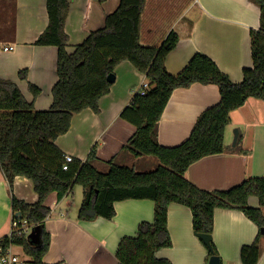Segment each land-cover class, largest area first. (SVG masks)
<instances>
[{"label": "trees", "instance_id": "16d2710c", "mask_svg": "<svg viewBox=\"0 0 264 264\" xmlns=\"http://www.w3.org/2000/svg\"><path fill=\"white\" fill-rule=\"evenodd\" d=\"M191 2L120 0L115 11L106 15L104 26L90 32L68 52L64 32L68 0H46L48 25L34 45L57 48V82L51 90V106L35 109L15 83L0 80V170L10 185L16 176L32 182L36 202L26 203L12 196L11 212L19 214L32 229L39 226L41 241L32 245L24 234L11 239L6 236L0 240L1 249L21 246L30 258L24 264H43L42 258L49 248L44 221L51 211L45 200L52 192L60 199L73 186L80 185L84 198L78 220H110L118 201L149 199L154 203L153 222L140 223L134 237L120 240L115 253L118 264H171L168 259L155 256L171 246L167 230L171 203L191 211L193 232L201 242V234L212 237L215 209L242 212L259 231L252 244L241 248V263L257 264L259 239L264 235V175L248 178L226 190L206 191L189 182L185 172L201 158L227 150L224 133L231 111L249 98H264V0H250L260 11L259 27L250 30L252 67L242 70L239 83H233L213 60L199 52L178 74L166 70L165 59L179 42V35L170 26ZM124 61L144 74L146 85L131 96L120 113L121 119L135 127L123 149L135 157H156L160 166L153 171L137 172L111 160L108 170L100 172L93 165L96 153L92 148L84 162L74 159L64 171V154L54 141L68 132L73 115L85 109L99 113V100L109 93L113 83L107 77ZM19 76L25 79L26 71H20ZM196 83L217 86L219 103L198 115L184 142L174 147L161 146L157 126L172 92ZM28 88L33 97L39 95L35 85L29 84ZM143 90L145 93L141 94ZM252 196L258 199L259 207L249 206ZM205 246L208 258L218 257L212 239Z\"/></svg>", "mask_w": 264, "mask_h": 264}, {"label": "crops", "instance_id": "0c3cea01", "mask_svg": "<svg viewBox=\"0 0 264 264\" xmlns=\"http://www.w3.org/2000/svg\"><path fill=\"white\" fill-rule=\"evenodd\" d=\"M119 1L68 0L64 25L68 37L66 50L72 52L90 32L102 28L106 15L115 11ZM259 19V8L250 0H192L170 26L179 35V42L165 59L166 70L178 74L199 52L213 60L233 83H239L242 70L252 67L250 30L258 29ZM47 25L46 0H0V80L15 83L37 110L51 106V90L57 82V48L34 45ZM5 47L12 50L5 51ZM23 70L25 79L19 76ZM114 76L109 93L99 100V113L85 109L73 115L68 132L54 141L63 154L81 163L94 148L93 165L97 170L101 167L107 171L111 160L123 165L116 161L125 151L123 146L135 127L121 119L120 113L131 96L146 85L144 74L127 61L117 65ZM29 84L40 90L37 97L29 91ZM219 100L215 85L196 83L175 89L157 126L158 143L174 147L184 142L198 115ZM235 130L237 137L233 145ZM224 144L227 149L224 153L194 162L186 170L185 178L199 189L217 191L264 175V98H249L230 112ZM128 161L136 165L139 161L147 162L132 154ZM67 195L59 199L52 192L45 200L51 211L44 221L49 248L42 258L43 264H118L115 253L120 240L134 237L140 223L153 222L154 203L149 199L118 201L114 203L112 219L99 217L85 221L77 219L79 208L72 206ZM12 196L26 203L37 200L29 179L16 176L10 185L0 170V240L10 231ZM248 204L259 207L258 199L253 196ZM167 230L171 246L159 250L155 254L157 258L168 259L171 264H208L207 248L194 234L192 214L186 206L169 205ZM258 231L257 225L242 212L215 209L212 241L219 264H242L240 250L254 242ZM259 249L257 264H264V235L259 239Z\"/></svg>", "mask_w": 264, "mask_h": 264}, {"label": "rangeland", "instance_id": "374dc122", "mask_svg": "<svg viewBox=\"0 0 264 264\" xmlns=\"http://www.w3.org/2000/svg\"><path fill=\"white\" fill-rule=\"evenodd\" d=\"M131 154V153H130ZM130 154L126 155V152L123 151L120 155L116 163L123 164L128 167L133 168L137 172H149L157 169L160 166V162L156 157L153 156H141L143 160L145 161L144 164H142L140 161L138 164L130 163L128 160L130 159ZM126 159V160H125ZM142 164V165H141ZM107 169V168H106ZM105 168H98V171L105 172ZM84 194H83V188L80 185L73 186L72 190L67 195V200L69 202H72V206H76L78 209L83 201ZM13 254L17 255L20 262L28 260L27 255L25 254L23 248L21 246H13L12 248Z\"/></svg>", "mask_w": 264, "mask_h": 264}, {"label": "built area", "instance_id": "2783aa9c", "mask_svg": "<svg viewBox=\"0 0 264 264\" xmlns=\"http://www.w3.org/2000/svg\"><path fill=\"white\" fill-rule=\"evenodd\" d=\"M5 51L12 50V47H5ZM145 91H141V94H144ZM64 162L62 165V169L64 171L69 169V164L73 162L74 158L71 155L64 154L63 155ZM32 230V226L28 225L25 220H21L16 214H12L11 222H10V231L8 234V238L11 239L13 236H21L25 235L28 237L29 233ZM12 245L1 249L0 247V264H24L25 261L20 262L17 255L12 252Z\"/></svg>", "mask_w": 264, "mask_h": 264}, {"label": "water", "instance_id": "95a60500", "mask_svg": "<svg viewBox=\"0 0 264 264\" xmlns=\"http://www.w3.org/2000/svg\"><path fill=\"white\" fill-rule=\"evenodd\" d=\"M107 80L109 82H114L115 80V76L114 74L112 75H109L107 77ZM236 137H237V131L235 130L234 131V140H233V145L235 144V141H236ZM16 216H18L20 218V215L19 214H16ZM264 230V229H263ZM200 238L203 240V242L205 244H209V242L211 241L212 237L210 235H206V234H201L200 235ZM28 240H29V243L32 244V245H38L40 244V227L39 226H36L34 227L31 232L29 233L28 235ZM208 264H219V258L217 256H212L209 258V261H208Z\"/></svg>", "mask_w": 264, "mask_h": 264}]
</instances>
